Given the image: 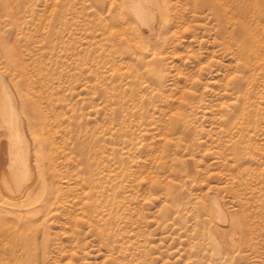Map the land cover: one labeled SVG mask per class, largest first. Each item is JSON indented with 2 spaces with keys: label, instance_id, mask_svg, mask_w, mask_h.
<instances>
[{
  "label": "rangeland",
  "instance_id": "374dc122",
  "mask_svg": "<svg viewBox=\"0 0 264 264\" xmlns=\"http://www.w3.org/2000/svg\"><path fill=\"white\" fill-rule=\"evenodd\" d=\"M244 1L253 10L163 0L154 34L141 32L145 63L132 66L112 46L124 27L115 0H0V97L6 80L29 179L54 182L50 211L27 214L39 218L30 240L7 215L0 264H264V0ZM87 165L116 177L101 188L121 186L114 250L88 198L69 206ZM212 194L238 222L228 238L217 237Z\"/></svg>",
  "mask_w": 264,
  "mask_h": 264
},
{
  "label": "bare ground",
  "instance_id": "6f19581e",
  "mask_svg": "<svg viewBox=\"0 0 264 264\" xmlns=\"http://www.w3.org/2000/svg\"><path fill=\"white\" fill-rule=\"evenodd\" d=\"M219 1V4L216 6L217 8H221L222 4L226 7L233 8L234 5L238 3L237 8L240 12L253 10L251 5L244 0ZM115 4L120 12L121 21H119V24L120 26L124 25V27L122 26L119 29V32L115 35L116 37L113 36V39H116L117 44L113 43L112 46L116 45L117 52L119 55L121 54L122 57L125 54H129V61L132 66L143 64L145 63L144 59L147 58L145 53L146 48L149 46L144 43L141 32L146 31L150 32V34L153 33L156 24L162 19L164 2L163 0H115ZM126 33L131 34V36L127 37ZM104 35L105 34H103V36ZM108 36L109 35H106L105 38H103L112 40V35L110 37ZM122 40H125L127 44V48L124 50L121 46H118L123 42ZM108 47L109 46H107V48ZM149 56L150 61H148L147 64L152 63V66L155 69L154 71H156V66H158L160 60L159 53L152 52ZM110 61L113 62L114 60L110 59ZM143 76L144 73H134L132 78L135 82H138ZM3 89L4 96L0 97V227L6 232V234L9 232L10 229L8 227L9 221L7 215L11 214L14 217V222L16 221L18 224L17 229L24 231L27 240H30V238L28 239L30 233L37 234L39 232V229L35 227V222L39 218H28L27 214L33 209H38L39 212L45 214L50 211L48 209V203L51 202L53 197L51 191L53 190L52 184L54 182L53 180L48 179L43 183L39 182L40 184L37 185L36 182L29 179L34 175V172L31 163V151L28 147V134L25 127L22 125L24 117L19 107V103L15 100V94L6 80ZM87 167L88 178L77 175L78 178H76L75 183L79 186L80 192L74 197V200L69 206L72 208L78 205V201H81L83 198H88L95 207L93 216L95 218L94 224L97 230L101 233L107 246L111 250H114V245L111 243L115 240V236L111 237V234L116 231L115 227L117 225L120 226L117 230L121 231V223L126 219V217L120 212L123 207L122 200H120L122 193H118L122 192L121 186L118 185L115 188L114 185L110 186L109 189L101 188V182L103 180L106 182H112L116 177L109 172L105 173L104 176H99L102 172L106 171L104 167H99L97 169L92 168L89 165H87ZM125 172L126 171H122L121 168L120 176L124 177ZM117 176L119 177V175ZM56 189L58 192L61 190V188ZM109 191H113V194L108 193ZM55 197L57 202L63 203L64 198L60 197L59 193H57ZM211 199L213 208L211 209L212 212L210 211V216L212 217V220L213 217L217 219L218 225L215 226V229L218 230L217 237H222V239L226 237L228 238L229 232L231 230H236L238 222L236 219H230L228 217L221 201L218 200L215 194L211 195ZM90 210L91 207L87 206L85 216L88 220L93 218L90 217ZM72 217L76 219L77 216L72 212ZM2 219L5 220V222H3ZM219 225L224 227L220 228ZM10 238V242H17V237H15L13 233ZM125 247L126 245L122 243L121 248L124 249ZM120 263H123L122 259L120 260Z\"/></svg>",
  "mask_w": 264,
  "mask_h": 264
}]
</instances>
